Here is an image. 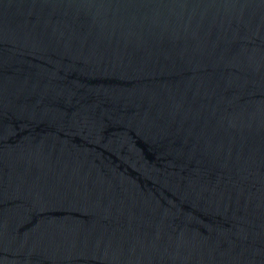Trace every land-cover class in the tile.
<instances>
[{"label": "water", "instance_id": "obj_1", "mask_svg": "<svg viewBox=\"0 0 264 264\" xmlns=\"http://www.w3.org/2000/svg\"><path fill=\"white\" fill-rule=\"evenodd\" d=\"M0 264H264V0H0Z\"/></svg>", "mask_w": 264, "mask_h": 264}]
</instances>
